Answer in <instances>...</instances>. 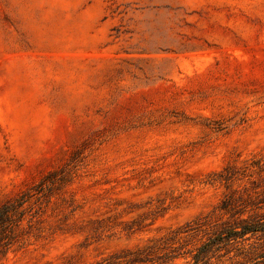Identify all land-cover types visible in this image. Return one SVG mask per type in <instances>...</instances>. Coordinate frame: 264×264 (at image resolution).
Masks as SVG:
<instances>
[{"label": "rangeland", "instance_id": "rangeland-1", "mask_svg": "<svg viewBox=\"0 0 264 264\" xmlns=\"http://www.w3.org/2000/svg\"><path fill=\"white\" fill-rule=\"evenodd\" d=\"M254 159L264 0H0V206L39 212L1 264H100L178 230L195 248L228 196L261 198ZM244 246L218 264H252Z\"/></svg>", "mask_w": 264, "mask_h": 264}, {"label": "trees", "instance_id": "trees-1", "mask_svg": "<svg viewBox=\"0 0 264 264\" xmlns=\"http://www.w3.org/2000/svg\"><path fill=\"white\" fill-rule=\"evenodd\" d=\"M251 171L260 174L261 181L254 182V189L259 197L258 202L250 203L242 197L235 198L228 196L222 204L221 210L231 214L233 222H223L222 227L201 245L189 248L188 243L181 234L187 231H172L167 238H161L151 246L136 251H126L116 254L100 264H142L159 263L174 264L180 259L185 264H218L221 258L228 256L234 251L237 245H245L241 254L254 256L252 264H264V245L259 248L247 243L251 238L264 239V215L253 214L256 210L264 209V160H252L247 167ZM233 169V168H232ZM229 173L220 176V181L226 184L233 182L237 176L235 168ZM57 172L48 174L39 184V194L45 190H51L50 185L65 183V179L55 180ZM56 182V183H55ZM37 193V194H38ZM35 194L23 193L14 200L8 201L0 206V264L3 260L15 251L25 249L30 245L31 235L29 230L38 221L39 212L31 205ZM247 215V216H246ZM250 246V247H249ZM225 252L221 254V252ZM260 251V253L258 252ZM216 260L217 262H214Z\"/></svg>", "mask_w": 264, "mask_h": 264}]
</instances>
